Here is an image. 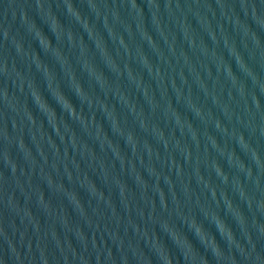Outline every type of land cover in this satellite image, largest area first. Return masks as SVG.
<instances>
[{"label": "water", "instance_id": "1", "mask_svg": "<svg viewBox=\"0 0 264 264\" xmlns=\"http://www.w3.org/2000/svg\"><path fill=\"white\" fill-rule=\"evenodd\" d=\"M0 264H264V0H0Z\"/></svg>", "mask_w": 264, "mask_h": 264}]
</instances>
